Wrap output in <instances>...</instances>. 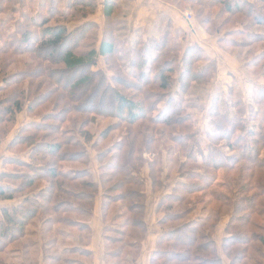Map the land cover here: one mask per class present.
<instances>
[{"label":"trees","instance_id":"obj_1","mask_svg":"<svg viewBox=\"0 0 264 264\" xmlns=\"http://www.w3.org/2000/svg\"><path fill=\"white\" fill-rule=\"evenodd\" d=\"M185 1L190 5L182 4ZM52 2L39 1L38 8L50 4L42 14L31 12L30 1L0 0V12L8 6L14 13L18 4L28 7L18 11L22 21L15 20L5 33L1 30L0 50L25 51L42 59L54 56V64L69 74L65 82L70 99L81 100L62 107L58 100L63 102L66 95H60L45 107L61 81L40 92L44 81L34 79L51 78L59 69L44 62L34 65L30 58L25 69L13 70L18 57L0 56V145L14 130L0 170V264H34L38 250L52 264L92 263V252L84 247L90 241L88 221L97 199L103 264H134L147 234L146 188L163 190V175L171 169H176V180L158 200L157 223L163 232L148 264H223L214 237L223 220L220 249L229 264H264V107L258 109L261 115L252 107L264 105V89L255 90L247 118L240 109L231 115L229 107L221 105L224 101L215 97L207 111L210 128L199 130L182 95L192 85L207 87L213 81L215 61L207 59L199 45H184L185 37L174 32L170 18L160 17L150 40L141 36L131 43L134 55L126 78L113 62L125 53L116 44L113 24L123 4L102 1L101 37L82 51V38L98 25L86 19L69 30L65 22L87 18L98 9L97 0H67L71 9H58L56 18L62 21L49 25L55 12ZM172 3L180 9L189 6L209 34L232 25L264 26V0ZM214 6L220 16L226 15L223 24L215 25L209 17ZM229 32L242 39L227 38ZM262 41L264 33L229 29L217 42L237 57L235 46ZM99 57L108 62L110 76L93 69ZM202 59L205 63L195 68ZM254 64L264 67V48ZM230 95V105L240 104ZM23 112L28 121L15 131ZM108 115L116 121L99 129L97 117ZM250 118L257 120L251 125ZM94 130L100 131L97 139ZM89 148L101 165L97 181L91 179ZM145 153L154 157L145 159ZM24 155L28 161L19 157ZM144 168L148 180L142 175Z\"/></svg>","mask_w":264,"mask_h":264},{"label":"rangeland","instance_id":"obj_2","mask_svg":"<svg viewBox=\"0 0 264 264\" xmlns=\"http://www.w3.org/2000/svg\"><path fill=\"white\" fill-rule=\"evenodd\" d=\"M31 2V12L34 13L36 10H40V12L42 14H46V9L47 7L50 5H43L42 7L38 8L39 5V1L41 0H26ZM45 1V0H42ZM132 1V0H131ZM130 1V2H131ZM148 0H139V2L135 5L133 12L130 14V10L127 11L126 10V6H128L130 4L129 3H125L124 0H122V4L124 8V11L119 13L118 15H116L114 19L113 18V24H114V32L115 34H117L118 38H117V46L121 49H124V56L121 57L120 61H113L114 64L120 69V74L124 77H128V73L127 71L130 69L129 67V58L134 55L132 54V44L135 40L136 37H141L143 38V40L148 41L151 39L152 34L154 32V30L156 29V26L161 22L160 18L161 16H165L166 18H170L173 27L176 29L174 32H178L180 37L184 36V45H192V42H194V44L199 45L204 51H205V47L203 45H205L207 48H209L208 46H214L215 44V39H216V43L218 46V49H216V51H214L212 53V51H210V55L206 56L207 59H213L215 61V67H216V72L214 75V79L213 81L207 85V87H203V86H195L192 85V88L189 89L188 92H186L185 94L182 95L183 101H184V106L187 108L186 110L188 112H191V114H193L194 116V120H195V126L199 129V130H204V129H208L210 128L209 125V120H208V115H207V111L208 108L211 105L212 100L215 97H219L221 101H224L221 103V105L223 107H229V111L231 113V115H233L235 112H237L238 109H240L241 113H244V117H248L249 114L251 115L252 113L250 112V103L253 102L254 99V95H255V90L257 88L260 89H264V67L262 66H256L254 64V61L256 60V58L261 54L262 52V48H264V41L257 43L255 45H251L249 43H247V45H242V46H235L232 50L233 52H238L240 54V56L234 57V59L230 58L229 56H226V54H224L223 52H226L223 48L218 44V39L223 37V35L225 34V32L229 29L232 30H241V32L244 34L245 31L247 32H258V33H264V26H250V27H244L241 25H232V26H227V27H223L221 28L219 31H217L214 34H209L208 32H206V30L204 29V27L202 25H200L198 23V21L195 18V13H193V11L190 9L189 6H185L184 9H180L178 7H176L174 5V3H172V0H166L168 1V3L175 9H173V11H175L177 14H175L172 11V7H169V10L166 11L168 13L166 14H160L161 12H159V8L157 5L155 4H150L153 3L154 0H150V3L147 2ZM178 1V0H177ZM183 1V0H181ZM250 1H254V0H250ZM181 3V2H180ZM256 3V2H254ZM182 4H189L188 2L185 1V3ZM145 5V6H144ZM10 7L7 6V11L6 12H0V37L3 38L2 36V31L5 33L8 30H10L13 26V23L15 20L20 19V15H19V10H28V7H26L25 3L23 5H16V8H19L18 11L16 9V11L14 13H9V9ZM38 8V9H37ZM70 10L71 7L70 5L67 3V0H53L52 2V10H54L55 12L52 14V19L49 21V25H54L57 23V21L59 19H57V15H58V11L57 10ZM75 10V9H72ZM186 10H189L192 13V16L194 18V22L190 21L187 19L186 17ZM219 8L218 6H214L210 11H209V17L213 20L215 25H219V24H223V20L224 18H226L225 14H222L220 16V14L218 13ZM206 14V12H205ZM158 15V16H157ZM119 20L118 19V17ZM205 15L203 13L202 17L203 18ZM173 18V19H172ZM93 20L96 22V24L98 25L99 29L95 30V29H89L87 32V34L82 38L81 41V45L78 47L79 50H84L86 49V47L92 46L94 44H96L95 42L97 41V39L99 40L101 37V27L103 24V15L100 11V8L96 9L94 13L89 14L87 16V18H82L81 17H76V19L72 20L69 23L65 22V25L67 26V28L69 30L73 29L74 26L79 25L80 23L84 22L85 20ZM20 21H22V19H20ZM62 21V20H59ZM190 23H189V22ZM214 25H211V29H213ZM2 30V31H1ZM200 34H203V36H211L212 40L211 43L207 42V39L204 37H202V35L200 36ZM208 34V35H207ZM232 32L228 33V37L227 38H234L235 34L231 35ZM150 37V38H149ZM183 37V38H184ZM147 38V39H146ZM236 40H241L242 39V35L241 36H237L235 37ZM210 41V39H208ZM145 41V42H146ZM213 42V43H212ZM190 43V44H188ZM183 45V46H184ZM3 47H5L3 45ZM2 47V48H3ZM206 52V51H205ZM227 53V52H226ZM0 56H17L18 57V61L14 66H12L14 69L13 70H23L25 69V64L32 62L30 58L33 59L34 61V65H36L37 63H47V64H51L52 65V69L56 68L59 69V71H55L54 74L52 75L51 78H46V77H40L38 79H34V83H38L39 81L43 80L44 83H40L42 84V86L40 87L41 89L39 90L40 92L48 90V89H53V86L56 85V82L61 81V86L56 85V93L55 95L52 97L50 103H48L45 107L50 106L51 104L53 105L54 102V98H57L60 95H66V100H64L63 102H60L58 100V103L64 107V106H75L76 104H79L81 102V100H77L75 101L74 98L70 99V95L72 94L71 91L68 89L67 87V83L65 82V79L68 78V75L66 72L62 71V65L61 64H54L56 61V58H54V56H49V57H44V59H42V56L38 55L37 57H35L34 55H29L27 52L23 51V52H18V53H12V49H4V50H0ZM203 57V56H201ZM205 58V57H203ZM206 60H201L200 62H197V65L195 66V68H197V66L204 64ZM248 64V68H246L244 66V63ZM241 63V64H240ZM108 62L104 60V58L99 57L98 58V62L97 65H95L93 67V69L97 70L100 69L102 70L104 73H106V75L110 76L112 74V72L109 70V68L107 67ZM264 66V65H263ZM36 69V66L34 67H30V68H26V73L31 74L32 71H34ZM61 69V70H60ZM53 71V70H52ZM59 73V74H58ZM61 73V74H60ZM64 81V85H62ZM26 82H24V86L26 85ZM1 84V82H0ZM232 88V92L234 95H230L232 94V92L229 93V90ZM230 96L233 97V100H238L240 101V104H236L235 106L230 105L231 103V99ZM228 97V98H227ZM80 98V99H84ZM234 102V101H233ZM254 109V114L258 113L261 115V111L258 112V109L260 108V110H263L264 105H260L258 106H252ZM60 108V107H59ZM83 116V115H82ZM97 122H98V127L104 128L106 129L107 125L112 124L113 122L116 121V117L112 116V115H108V116H104V117H97ZM257 118H250L249 119V123L252 125L253 122H256ZM28 121V116L25 114V112L18 114L17 116V125L15 127V131H17V128L19 126H21L22 124L26 123ZM97 124V123H96ZM64 127H68L69 123H66L63 125ZM106 126V127H105ZM103 129V130H104ZM111 132V134L114 133V131H109ZM14 133V130L11 132V134L4 139L3 141H1V145H0V170L2 169V161L5 157L9 156L8 153H6L5 150H7V146L9 143V140L12 138ZM100 131L99 130H94L93 134L94 135V139H97L98 135H99ZM105 137H110L109 133L105 134ZM54 137H52V140ZM108 142V143H107ZM107 145L110 143V141H107ZM106 145V146H107ZM89 152V156H90V164H89V170L91 172V179L94 181L98 180V173L100 170L101 165L97 162L96 160V154L92 149H88ZM163 154L165 155V152H163ZM163 155V157H164ZM20 158H23V160L28 161V157L27 155L24 156H19ZM143 157L145 159L151 160L154 157V154H148L145 153L143 155ZM73 166H79L78 164H74L71 163ZM66 166V165H65ZM174 172H176V169H171V172L169 175H167V177L165 175H163V182H164V186L165 188L160 191V192H156L157 194H155L154 192L151 191V189L149 188V186H147L146 191L148 193L149 196V200H148V208L149 211L153 214V217H155V210H154V204L157 202V199H159V197L161 196L162 193H165L169 190V188L173 185V183L176 180V174H174ZM142 175L145 178L146 175V170L145 168L142 170ZM3 204H10V203H3ZM2 204V205H3ZM1 206V205H0ZM117 205H115L116 207ZM224 221V220H223ZM221 221L218 226L216 227L215 230V240H216V244L218 246V249H220V243H221V239L224 236V227ZM156 222L155 220L152 221L151 224V232L154 237H158L159 235L162 234L163 230L159 227L156 226ZM66 244H68L69 242L66 241L64 242ZM95 244V243H94ZM96 245V244H95ZM88 246V245H87ZM84 247V246H82ZM86 249H88L87 247H84ZM38 253L36 254V261L34 264H52L51 261H49L48 259H46V262L43 260L41 255H38L40 253V250L37 251ZM53 251H47V253H52ZM73 257H78L77 254H73ZM93 256V254H92ZM221 256V253H220ZM222 257V256H221ZM222 262L223 264H227L226 260L222 257ZM88 264H94L93 263V259H92V263H90V261H85ZM142 262V263H141ZM97 264V263H95ZM103 264V263H100ZM136 264H144L143 260H138Z\"/></svg>","mask_w":264,"mask_h":264},{"label":"crops","instance_id":"obj_3","mask_svg":"<svg viewBox=\"0 0 264 264\" xmlns=\"http://www.w3.org/2000/svg\"><path fill=\"white\" fill-rule=\"evenodd\" d=\"M103 0H97V3H98V8H100V5L102 3ZM118 2H120L122 4V0H118ZM139 2V0H132L130 2V4L128 6H126V10L129 11L130 10V14L133 12V9L135 7V5ZM148 3H150V0L147 1ZM150 4H155L158 6L159 8V12H161L160 14L158 15H161V14H166L169 10V7H172L168 1L166 0H154L153 3H150ZM145 6V5H144ZM173 8L172 7V11H173ZM175 14H177L175 11H173ZM157 15V16H158ZM167 15V14H166ZM173 19V18H172ZM203 34H200V36ZM208 35V34H207ZM207 39V42L208 43H211V40H212V37L209 35V36H205L204 39ZM210 39V41L208 40ZM215 41V44L214 46H208L209 48H207L205 45H203L205 47V51L208 55H210V51H212V53L214 51H216V49H218V46H217V43H216V39L214 40ZM213 43V42H212ZM190 44V43H188ZM192 44H194V42H192ZM200 45V44H199ZM224 54H226V56H229L230 58L234 59V57H232L230 54L226 53V52H223ZM235 60V59H234ZM236 61V60H235ZM241 64V63H240ZM146 170V175H145V178L146 180H148V177H147V168H145ZM152 191V190H151ZM162 191V190H161ZM153 192V191H152ZM160 192V191H157V193ZM155 194H157L156 192H154ZM146 194H147V200H146V209H145V221H146V225H147V234L145 236V239L142 241V244H141V248H140V252H139V255L138 257L136 258V261L134 262V264L137 263L138 260H143L144 264H148L149 263V258H150V255H151V252L154 250V246H155V242L157 240V237L155 238L154 235L151 232L150 228H151V224H152V221L155 220L156 222V226L159 227L158 225V220L159 218L161 217V214L157 213V203H158V200L157 199V202L154 204V210H155V217H153V214L149 211V208H148V200H149V196H148V193L146 191ZM163 194V193H162ZM161 194V196H162ZM160 196V197H161ZM159 197V198H160ZM225 221L224 220L222 222L223 224V227L225 225ZM88 224H89V227L91 229V235H90V241L88 243V246H86L88 248V250H90L93 254V263H97V264H100V263H103V260H102V254H103V241H102V230H103V223L101 221V215H100V208H99V200L97 199L95 201V204H94V210H93V215L92 217L90 218V220L88 221ZM160 228V227H159ZM160 236V235H159ZM96 245H95V244ZM221 253V256L226 260V263L229 264V261L228 259L226 258V256L222 253L221 249H219V254ZM220 256V257H221ZM221 257V259H222ZM223 261V260H222ZM142 263V262H141ZM223 263V262H222ZM41 264V263H40Z\"/></svg>","mask_w":264,"mask_h":264},{"label":"built area","instance_id":"obj_4","mask_svg":"<svg viewBox=\"0 0 264 264\" xmlns=\"http://www.w3.org/2000/svg\"><path fill=\"white\" fill-rule=\"evenodd\" d=\"M185 14H186V17H187L188 20H190L191 22H192V21L194 22V18H193V16H192V13H191L189 10H186ZM188 22H189V21H188ZM189 23H190V22H189Z\"/></svg>","mask_w":264,"mask_h":264}]
</instances>
